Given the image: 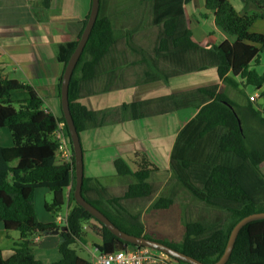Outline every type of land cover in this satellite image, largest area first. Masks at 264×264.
<instances>
[{"label":"trees","instance_id":"1","mask_svg":"<svg viewBox=\"0 0 264 264\" xmlns=\"http://www.w3.org/2000/svg\"><path fill=\"white\" fill-rule=\"evenodd\" d=\"M156 1L160 6L161 0H153L154 4ZM164 1L165 16L160 14L159 10L158 17L163 37L159 40L156 52L169 56V44L175 51L186 49L191 55H195L197 62L201 64L197 71L214 67L221 82L220 88L214 85L196 90L200 96L206 97V100L197 102L200 108L192 123L190 122V125L199 126L196 133L198 146L190 145L188 151H194L197 155L206 142L215 147L206 156L207 160L205 158L202 162L201 159H196L192 165L198 164L194 167V172L205 174L201 189L195 190L192 183L189 180L187 182L186 172L189 168L191 170L189 160L175 159L179 136L170 156V170L199 201L209 206L228 205L227 222L224 225L209 227L198 221L188 222L184 225V235L180 243L176 246L165 245L201 263L213 264L223 254L234 225L246 216L264 212V175L259 170L264 164V111L254 109L249 100L243 104L233 102L223 90L237 89L239 83L235 78H240V84L255 89L264 84V74L249 69L250 64L256 62L260 55L264 59V34L250 31L254 20L264 19V0H242L244 15L238 14L228 0H204V8L213 13L215 26L236 38L233 44L223 42L209 47L208 50L192 42L191 33L183 24L180 6L192 0H179L178 7L169 6L173 0ZM38 2L44 9H48L51 4V0ZM249 11L251 14H247ZM87 17L88 14L81 22V29L74 41L56 46L55 56L62 66V72L78 43ZM115 40L110 19L102 15L100 1L97 19L73 70L68 87L70 114L78 134L88 128L94 120V114L75 103L74 84L78 80H87L93 76L95 67L109 53ZM126 45L142 59L152 61L149 54L136 46L129 36L126 37ZM157 77L163 81L167 80V76L162 72H159ZM60 82L61 76L57 81L58 96ZM16 91L24 92L25 98L13 100L12 94ZM42 106L43 102L32 86L0 76V128L9 130L12 143L10 147H0V226L5 232L16 231L19 235L8 259H4L0 251V264H43L34 256L33 238L63 227L55 222L42 223L37 219L34 194L38 189L47 190L51 194V200L44 204V209L55 218L64 215L61 212L65 205L67 208L64 227L59 232L57 250L60 259L52 264H90L80 257L75 249L76 240H80L84 225L89 221L95 222L93 229L100 238V245L94 244V247L100 252L134 247L116 238L75 203L74 158L72 165H57L54 160L57 144L51 137L57 122L60 121L64 123L65 134L70 143L64 118H55L45 112ZM215 154L244 164V179L240 178V167L214 162L217 157ZM209 155L212 156L211 159ZM129 163L134 165L135 169L130 167ZM176 166L179 169H176ZM114 168L118 177L131 179L122 196L108 200L107 205L91 201L85 197V188L89 181L83 177V198L119 230L150 239L146 236L144 227H140L133 216L119 212L118 208L120 201L150 195L151 186L148 180L157 168L145 155L139 153L133 154L131 162L116 159ZM67 189L69 192L66 196ZM170 203V199L159 197L154 202L153 209L165 210ZM174 261L177 264L182 263ZM225 264H264V220L252 221L240 229Z\"/></svg>","mask_w":264,"mask_h":264},{"label":"crops","instance_id":"2","mask_svg":"<svg viewBox=\"0 0 264 264\" xmlns=\"http://www.w3.org/2000/svg\"><path fill=\"white\" fill-rule=\"evenodd\" d=\"M228 1L238 14L244 15L242 0ZM142 2L145 10L139 11V14L133 10L138 5L131 1L126 5L127 0H114L113 10L110 5L104 9L101 3L103 16L110 13L106 17L111 21L116 40L109 53L95 67L93 76L76 81L73 87L75 103L94 114V120L79 134L83 151V177L89 181L85 197L105 205L108 200L120 196L114 194L111 197L110 189L114 188L108 185L116 187L119 184V187H123L125 181L131 182L129 177L117 176L114 161L121 158L131 162L133 154L139 153L145 155L157 168L156 173H167L178 136L196 116L200 108L197 102L206 100L196 90L221 86L215 68L205 67L197 71L201 64L186 49L175 51L169 44V56L156 52L157 42L163 37L158 20L159 10L162 14L165 1L161 0L160 6L158 1L155 4L153 0ZM181 6L184 27L190 31L191 40L197 46L208 50L223 42L235 43L234 36L231 38L215 26L213 13L204 8V0H192ZM89 9L90 0H51L48 9H44L38 0H0V76L32 86L43 102V110L55 118L62 117L57 95V81L62 74V66L56 60V46L76 39ZM247 14H251V11ZM130 16L136 19L134 27L130 26ZM117 19L123 24V33L121 30L120 34H116L118 28L114 26ZM250 31L264 34V19L254 20ZM127 36L136 46L145 50L152 61L142 59L139 55L137 57L126 45ZM150 38L154 39L151 50L148 48ZM252 64H262L260 57L250 64V70H253ZM261 69L262 73L256 69L254 71L264 74V67ZM159 72L167 76L165 86L163 79L157 77ZM172 78L175 80L170 85ZM234 80L239 83L237 89L241 87L246 97L240 102L239 96L229 92L230 88H224L228 98L237 104H243L253 97L255 102H251V106L264 111V84L258 89L252 87L255 89L252 91V88L247 90L243 83L240 84V78ZM185 112L187 113L184 115ZM129 164L135 169L134 165ZM196 165L198 164L193 168ZM259 170L264 175V164ZM204 179L205 174L193 172L189 181L201 186ZM40 190L44 189L35 191L34 200L36 196L41 197L47 192ZM68 192L69 189L66 190V196ZM124 192L122 191L121 196ZM189 200L190 204L197 206L195 216L206 217L207 221H211L210 226L224 225L227 221L222 216L225 211L204 204L191 193ZM204 209L205 214L201 211ZM49 214L51 219L42 223L55 222V217ZM0 229V241L8 238L12 240V244L17 242L18 237L12 238L1 226ZM45 236L51 237L50 244L54 251L43 247L36 250L45 251V255L37 257L34 253V256L43 264H52L60 259L58 243L53 242L54 235ZM36 238V243L40 245L47 241H41L39 236ZM56 253L59 255L58 259H54ZM47 254L52 256L46 258Z\"/></svg>","mask_w":264,"mask_h":264},{"label":"rangeland","instance_id":"3","mask_svg":"<svg viewBox=\"0 0 264 264\" xmlns=\"http://www.w3.org/2000/svg\"><path fill=\"white\" fill-rule=\"evenodd\" d=\"M101 3H103V8L106 9L105 7L110 5L112 7L114 5V0H100ZM124 1V0H122ZM130 1L133 4H136L140 7H144L143 5V0H127L126 5L130 4ZM182 2V1H181ZM179 0H173V3L169 4L171 7H178ZM138 6L134 7L133 10H136V14H139V11L145 10V7L143 9H140ZM126 8V7H125ZM112 10L114 7L111 8ZM188 11V8H187ZM106 12V11H105ZM180 12H183L182 6H180ZM109 12L105 13V16H109ZM102 15H104L102 11ZM162 15L165 16V4L163 6V12ZM203 15V14H202ZM118 16V15H116ZM119 17V16H118ZM117 17V18H118ZM131 24L130 26H135L136 25V19L131 17ZM162 20V19H161ZM115 28H118L116 30V34H120L121 30L123 33V24H121L120 19H117L114 22ZM231 38H234L231 35H228ZM158 40V39H157ZM156 40V42H157ZM154 39L148 40V48L151 50L153 46ZM159 44V42H157ZM157 51V50H156ZM134 53V52H133ZM136 56L138 55L137 53H134ZM138 57V56H137ZM260 61L262 64H252V69H256L258 72L262 73V67H264V59L260 55ZM14 77H17L15 75ZM175 78H172L170 80V85L174 82ZM167 81H163V84L165 86V83ZM245 88H248L247 90H250L252 88L251 86L244 85ZM224 90V89H223ZM255 89L252 88V91ZM234 95L239 96V101L243 102V97H246V94L243 92V89L239 87L236 90H230ZM12 98L15 101L22 100L25 98V93L22 91H16L12 94ZM250 103L255 102V98L250 97ZM239 102V103H240ZM237 103V102H235ZM241 104V103H240ZM187 112L184 113V115ZM199 130V126H196L195 124L188 125L180 134L179 140H178V145L176 147V153H175V159L178 161H182L184 159H188L191 170H187L186 174L187 176V182L190 179V176L192 174L193 176V164L196 159H201V161H205L206 156L209 154V152H212V148L214 149V146H210L209 142H206V145H203L201 148V152L199 154H195V152L188 151V148L190 145L193 146H198V139H197V132ZM11 143V137H10V132L7 128L3 127L0 128V146H10ZM211 148V149H210ZM216 155V154H215ZM210 159H211V155ZM217 156V155H216ZM207 160V158H206ZM214 162L217 161L218 163H223V165H233L236 167H240L239 173H241L243 177L244 171H243V166L239 161H234L231 158H223L217 156L214 160ZM176 169H179L178 166L175 167ZM192 171V172H191ZM244 179V177H243ZM151 190H150V195L143 197V198H137V199H132V200H124L120 201L119 205L120 208L119 212L128 214L130 216H133L135 218V221L138 222V224L142 225L144 227L143 229L145 230L146 236L149 237L150 239L163 243V244H168L171 246H176L179 244L178 242L182 239L184 235V225L188 222H202L206 226L212 227L211 221H207V218H197L195 214L197 213V206L194 204H190L189 200V194L190 192L180 181L177 180L175 173L172 170H169L167 173L164 174H159V173H152L150 175V178L148 180ZM128 182L125 181V184H123V187H119V184H117L116 187L108 185L110 188H114L113 190L110 189V195L111 197L115 195H120L122 194V191L126 190V185ZM194 186L195 190H200L201 186H196L195 184H191ZM117 188V189H116ZM39 192V191H38ZM40 192H45V190H40ZM50 193L47 191L45 195H42L41 197L36 196L34 200V211L36 214L37 219L40 222L46 221V219H51V216L46 210L44 209V202L48 203L50 202ZM159 197H166L171 200L170 205L168 206L167 209L165 210H155L153 209V204L154 202L159 198ZM204 207V205L202 206ZM215 208L219 210H223L225 212L222 213L223 219L227 220V204H221L214 206ZM121 210V211H120ZM205 214V209L201 210ZM62 212L65 215L66 212V205L62 208ZM226 214V216H224ZM226 217V218H225ZM227 221H225L223 224H225ZM60 225V224H59ZM93 225H95L94 221H89L84 225L83 228V234L80 238V240H76V252L77 254L86 259L87 261H90V256L87 252V249L92 250L94 248V244L100 245V238L97 237V233L93 229ZM61 226V225H60ZM93 229V230H92ZM210 228H208L209 230ZM1 230V229H0ZM10 233L12 238L18 237V233L16 231L13 232H7ZM48 238V239H46ZM51 237H46L45 235L39 236V239L41 241H46L45 244H38V243H33L32 249L33 253H36L37 257H43L45 255V251L43 250H36L40 249L43 247H46L48 249H51V252L54 251L50 244V239ZM60 237L58 235H54L53 242L59 243ZM12 240L11 239H4L3 241H0V250L2 252V256L4 259H8L11 255L10 249L12 247ZM52 255L46 256V258L51 257ZM59 255L56 253V257L54 259H58ZM53 259V260H54ZM179 264H185V263H179Z\"/></svg>","mask_w":264,"mask_h":264},{"label":"water","instance_id":"4","mask_svg":"<svg viewBox=\"0 0 264 264\" xmlns=\"http://www.w3.org/2000/svg\"><path fill=\"white\" fill-rule=\"evenodd\" d=\"M100 0H90V9L87 17L86 24L83 28L81 36L78 40V43L71 54L63 72L61 75V82H60V92H59V100H60V107L62 116L64 118L67 131L69 134V140L73 152L74 157V177H75V185L73 190V199L75 203L80 206L85 212L91 215L96 221L102 224L112 235L116 238L129 243L131 245L137 247H146L150 248L159 252H162L176 260L178 262H182L185 264H204L201 263L185 254L172 249L171 247L151 240L144 237H137L134 235L127 234L121 230H119L104 214H102L97 208L92 206L88 203L82 196L81 187L83 181V151L80 143L79 134L76 131L74 126L70 109H69V101H68V87L70 83V79L73 73V70L76 66V63L84 49V46L89 38L91 33L92 27L97 19L98 11H99ZM257 220H264V212L262 213H255L249 216H246L239 220L234 227L232 228L227 244L223 251L221 257L213 264H225L231 254L233 249L236 237L240 229L245 226L246 224L257 221ZM64 227V225H62ZM63 227L56 228L51 232H48L46 235H59V232L63 230Z\"/></svg>","mask_w":264,"mask_h":264},{"label":"built area","instance_id":"5","mask_svg":"<svg viewBox=\"0 0 264 264\" xmlns=\"http://www.w3.org/2000/svg\"><path fill=\"white\" fill-rule=\"evenodd\" d=\"M54 142L57 144L54 160L57 165H72L73 152L68 143V137L65 134L64 123L57 122L56 128L51 134ZM55 222L63 225L65 215H58ZM33 243L37 242V238H33ZM90 256V264H173L172 258L166 254L146 248V247H125L119 251L100 252L97 247L92 250L87 249Z\"/></svg>","mask_w":264,"mask_h":264},{"label":"clouds","instance_id":"6","mask_svg":"<svg viewBox=\"0 0 264 264\" xmlns=\"http://www.w3.org/2000/svg\"><path fill=\"white\" fill-rule=\"evenodd\" d=\"M60 226V225H59ZM62 226V225H61ZM174 261V260H173ZM174 263H175V261H174Z\"/></svg>","mask_w":264,"mask_h":264}]
</instances>
